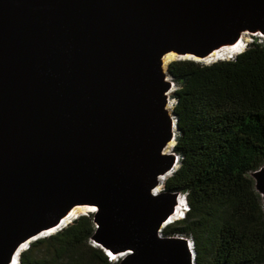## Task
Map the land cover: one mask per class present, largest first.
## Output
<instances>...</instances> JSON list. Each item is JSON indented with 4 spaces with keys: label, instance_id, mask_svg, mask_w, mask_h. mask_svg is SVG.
Segmentation results:
<instances>
[{
    "label": "water",
    "instance_id": "95a60500",
    "mask_svg": "<svg viewBox=\"0 0 264 264\" xmlns=\"http://www.w3.org/2000/svg\"><path fill=\"white\" fill-rule=\"evenodd\" d=\"M253 28L264 0H0V264L75 203L120 264H196L191 238L163 233L181 193L152 192L179 164L161 57ZM253 176L264 201V165Z\"/></svg>",
    "mask_w": 264,
    "mask_h": 264
},
{
    "label": "trees",
    "instance_id": "16d2710c",
    "mask_svg": "<svg viewBox=\"0 0 264 264\" xmlns=\"http://www.w3.org/2000/svg\"><path fill=\"white\" fill-rule=\"evenodd\" d=\"M178 166L165 188L186 199L165 235L191 238L196 264H264V201L253 172L264 165V42L231 57L169 63ZM92 213L22 250L17 264H119L96 245Z\"/></svg>",
    "mask_w": 264,
    "mask_h": 264
},
{
    "label": "bare ground",
    "instance_id": "6f19581e",
    "mask_svg": "<svg viewBox=\"0 0 264 264\" xmlns=\"http://www.w3.org/2000/svg\"><path fill=\"white\" fill-rule=\"evenodd\" d=\"M244 32H248V33L264 36V28L263 29L253 28V29H250V30L244 29V30L239 31L238 34L236 36L232 37V38L226 37L223 40L218 41L212 47V49L210 51H208L207 53L202 54V55H195L194 59H196L198 61L200 60L201 62H204V63H209V62H212V61H214L216 59H221V58H226V57L233 56L234 53L236 54V52L241 50L242 47L244 46V41H243L244 40V38H243V33ZM183 55H185V56H181L180 59H186V57L189 54H183ZM178 57L179 56H178L176 51H166L161 57V66H162L163 71H165V69L167 68L166 66H167L169 61H171L172 59H177ZM183 57H185V58H183ZM164 80L167 83V89L163 90L162 93H163V95L166 98V107L169 110V113H171L172 106H173L174 102L173 103L171 102L170 94H171V92L173 90L174 83H172L170 81V79L168 77H166L165 75H164ZM173 143H174V140L170 139L167 142V144H166L165 148L163 149L162 153L169 154L172 151V145H174ZM170 155H172V154H170ZM169 174H170V172H166V173H163V174L158 176L157 184L152 189L153 193H159L162 190L161 188L164 185L165 180H166V178H167V176ZM183 203H186V201L181 197V195H179V196H177L175 198V202H174V205H173L172 213H171V215H169L168 221H171L172 219H174V218H176V217H178V216L183 214V210H182L183 209V207H182ZM95 208L96 207L94 205H89V204H86V203H75V204H72L64 212V215L62 217L63 224L65 222L69 223L74 217H77L79 214H82V213L86 212L87 210L93 211ZM49 229H51V228H49ZM48 231H50V230H48ZM42 234H44V232H42ZM35 236H32V237L28 238L25 242H23L20 245V248L26 247L27 243L32 238H34ZM106 253L108 254V253H111V252L108 251ZM112 257H113V259H117V255L115 256L113 254Z\"/></svg>",
    "mask_w": 264,
    "mask_h": 264
},
{
    "label": "rangeland",
    "instance_id": "374dc122",
    "mask_svg": "<svg viewBox=\"0 0 264 264\" xmlns=\"http://www.w3.org/2000/svg\"><path fill=\"white\" fill-rule=\"evenodd\" d=\"M243 38H244V46L242 47V49L246 46V44L248 43V42H250V41H252V40H256V41H263L264 42V36H261V35H257V34H252V33H248V32H244L243 33ZM241 49V50H242ZM241 50H239V51H241ZM239 51H237V52H239ZM236 52V53H237ZM235 54V53H234ZM172 60H175V59H172ZM171 60V61H172ZM170 62V61H169ZM168 62V63H169ZM168 65V64H167ZM167 67V66H166ZM176 88V85L174 84V87H173V90H172V92H171V94H170V100H171V102L173 103H175V98L173 97V95H174V89ZM173 106H174V104H173ZM173 106H172V108H173ZM173 144H175V142L173 143ZM172 147H173V145H172ZM170 174H171V172H170ZM169 174V175H170ZM168 175V176H169ZM167 176V177H168ZM167 179V178H166ZM164 187V185L162 186V188ZM161 188V189H162ZM181 197L186 201V199H185V197H184V195L183 194H181ZM182 207H183V212H185V210H186V203H183L182 204ZM182 215H180V216H178V217H176V218H174V219H172L171 221H169L168 223H171V222H173L174 220H176V219H178V218H180ZM75 218V217H74ZM73 220V219H72ZM71 220V221H72ZM70 221V222H71ZM167 223V224H168ZM54 233V232H53ZM34 240H31L30 242H29V245L28 246H30V244L33 242ZM117 259H119V264H120V257H117Z\"/></svg>",
    "mask_w": 264,
    "mask_h": 264
},
{
    "label": "clouds",
    "instance_id": "9594fccd",
    "mask_svg": "<svg viewBox=\"0 0 264 264\" xmlns=\"http://www.w3.org/2000/svg\"><path fill=\"white\" fill-rule=\"evenodd\" d=\"M181 194H182V193H181ZM186 209H187V204H186ZM185 211H186V210H185ZM184 213H185V212H183L182 216L184 215ZM182 216H181V217H182ZM106 252H108V251H106ZM107 255L109 256V259H113V257H112L113 254H112V253H108ZM114 260H115V259H114Z\"/></svg>",
    "mask_w": 264,
    "mask_h": 264
}]
</instances>
